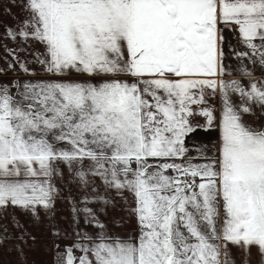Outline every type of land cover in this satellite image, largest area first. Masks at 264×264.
<instances>
[{
    "label": "snow or ice",
    "instance_id": "obj_1",
    "mask_svg": "<svg viewBox=\"0 0 264 264\" xmlns=\"http://www.w3.org/2000/svg\"><path fill=\"white\" fill-rule=\"evenodd\" d=\"M18 6L0 68L25 74L0 81V244L15 239L26 264L35 243L11 208L72 241L56 264H234L228 244L264 256V125L245 118H264V0ZM226 29L245 51H225ZM197 128L218 129V146L188 147Z\"/></svg>",
    "mask_w": 264,
    "mask_h": 264
},
{
    "label": "rangeland",
    "instance_id": "obj_2",
    "mask_svg": "<svg viewBox=\"0 0 264 264\" xmlns=\"http://www.w3.org/2000/svg\"><path fill=\"white\" fill-rule=\"evenodd\" d=\"M24 15V12L18 6V0H0V68H7V62L12 60V57L8 55L7 49H13L17 46V41H12L7 38L5 33V28L14 26L17 20ZM34 49L42 50V46L39 44L32 45ZM20 55L23 57L24 52H21ZM7 61V62H6ZM30 67H36L35 65H30ZM14 77L25 78V74L20 72L19 69L16 71H7L6 74L0 75V81H8ZM219 115V112H217ZM200 118V117H197ZM249 122H255L257 125H264V118L256 120L255 117H245ZM202 119V118H201ZM196 121V117L194 118ZM204 123V122H203ZM194 123V124H203ZM218 130V129H217ZM216 129H210L205 131L203 128H197V130L189 134V138H186V145L192 147L194 145H207L209 148H212L213 145H216ZM191 136V138H190ZM192 156H195V152L189 153ZM59 183V181H58ZM73 192L76 190L73 188ZM67 194V190H65ZM8 214L11 217L15 216L21 224L27 229L28 232L35 236V243L32 247H25L26 253V264H56V244H59L63 248L66 244H71L70 239H56L51 234L50 228V218L46 217L41 211L40 219L38 221H33L32 217L25 215L19 209H8ZM124 215L123 212L117 210H110V215ZM55 223L63 231L68 229L71 231L70 224V215L67 201L59 199L55 204ZM7 222V221H5ZM129 229L135 228L134 219L127 226ZM9 228L12 233H15V229L12 228L9 224ZM17 241L12 237L0 244V264H24V261L17 255V251L13 247ZM28 244L32 245L33 242L31 239H28ZM76 255H79L77 252Z\"/></svg>",
    "mask_w": 264,
    "mask_h": 264
},
{
    "label": "crops",
    "instance_id": "obj_3",
    "mask_svg": "<svg viewBox=\"0 0 264 264\" xmlns=\"http://www.w3.org/2000/svg\"><path fill=\"white\" fill-rule=\"evenodd\" d=\"M224 35L226 37V44H225V51L229 52L228 45L230 44L232 48H234L237 51H245L246 48L243 44L240 43V39L238 36V33L226 29L224 32ZM232 68H236L238 62L235 60V57L229 55L228 60L226 61ZM246 64H248L249 67H252L248 61H245ZM232 76L236 78H241L245 83H247V77H241L240 73L238 71H233ZM254 76L264 79V72H261L260 70H256L254 72ZM203 123V118H197L196 121L193 120V123ZM216 145L219 144V131L216 129ZM189 138V136H187ZM186 137V138H187ZM191 138V136H190ZM228 250L230 254L231 260L234 262V264H264V256H261L256 248H252L249 253H245L242 249L238 248L235 245L228 244Z\"/></svg>",
    "mask_w": 264,
    "mask_h": 264
}]
</instances>
